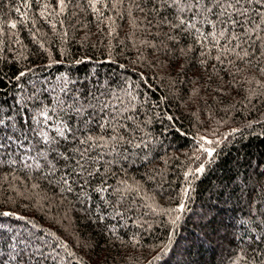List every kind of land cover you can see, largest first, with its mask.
I'll list each match as a JSON object with an SVG mask.
<instances>
[{
	"label": "trees",
	"instance_id": "16d2710c",
	"mask_svg": "<svg viewBox=\"0 0 264 264\" xmlns=\"http://www.w3.org/2000/svg\"><path fill=\"white\" fill-rule=\"evenodd\" d=\"M58 12L0 0V212L22 218L0 216V264H264V74L192 11L71 0ZM73 101L97 105L93 135L102 115L119 123L96 149L110 163L61 193L24 158L40 140L30 129L68 120ZM109 101L118 110L102 114Z\"/></svg>",
	"mask_w": 264,
	"mask_h": 264
},
{
	"label": "snow or ice",
	"instance_id": "6c2138e0",
	"mask_svg": "<svg viewBox=\"0 0 264 264\" xmlns=\"http://www.w3.org/2000/svg\"><path fill=\"white\" fill-rule=\"evenodd\" d=\"M70 2L71 0H56V8L59 9L57 14L63 15ZM122 2L123 0H114V3ZM155 2L169 8H177L180 12L192 11L194 17H202V23L211 24L212 28L215 29L210 34L214 44H219L221 49H226L228 52H234L250 69L264 74V0H155ZM87 3L95 12L97 4L101 3V0H87ZM180 5H184V7H179ZM47 7L46 4L45 8ZM156 11L159 14V8H156ZM165 22L173 29L187 25L188 29L199 32V28L191 20L186 21L179 18V25H177L172 20H168L167 16L161 17V23ZM12 27L15 28L16 25L13 24ZM173 38L169 37V39ZM221 38L224 41L223 44H221ZM219 58L217 57V59ZM24 75L26 73L20 71L16 79L19 80ZM96 107L97 105L90 102L87 105L83 102L77 105L73 101V104L68 106V111L72 113L68 120L60 118L59 122L46 123L44 128L30 129L34 135L40 137V140L33 145L36 157L25 156L24 159L25 161L35 159L36 167L42 170L43 178L52 177L55 183L60 186L61 193L76 192V186H79L80 191H84L86 186L90 184L91 178L101 173L102 161L110 163V161L104 160V152L96 151V149L105 146L100 141L106 139V133L103 130L107 129L109 122L118 124L119 121L116 120L114 114H109L107 119H104L102 115L100 119L103 122L97 125L102 132L99 135H93V129L90 126L94 123V112L89 113L88 110L96 109ZM107 108L118 110V105L111 101L99 103L102 114ZM48 112L49 109L47 108L43 110L45 121L53 120ZM85 130H87L86 133ZM113 132H116L115 128H113ZM117 135H113L111 139L116 140ZM120 138L123 137L120 136ZM7 139L12 141L13 137L9 136ZM41 142L42 147L39 146ZM204 142L210 143L207 140ZM3 147L4 145L0 143V149ZM18 147H23V143L20 142ZM33 148H28L26 151L30 153ZM202 151H206L208 157L213 155L211 150L202 149ZM40 161L44 163L41 164ZM11 163L15 164L16 161L13 160ZM25 166L32 167L31 164ZM198 171L203 172L204 168L201 166ZM57 173H59L58 176ZM97 191H107V189L101 187ZM77 195L79 196V192ZM182 209L183 205L181 204L178 210ZM0 216L22 219L10 211H2ZM154 259H158V257Z\"/></svg>",
	"mask_w": 264,
	"mask_h": 264
}]
</instances>
